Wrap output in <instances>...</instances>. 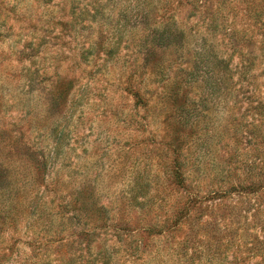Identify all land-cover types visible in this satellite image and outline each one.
Segmentation results:
<instances>
[{
  "label": "rangeland",
  "instance_id": "374dc122",
  "mask_svg": "<svg viewBox=\"0 0 264 264\" xmlns=\"http://www.w3.org/2000/svg\"><path fill=\"white\" fill-rule=\"evenodd\" d=\"M200 1L0 0V264H264V0Z\"/></svg>",
  "mask_w": 264,
  "mask_h": 264
},
{
  "label": "trees",
  "instance_id": "16d2710c",
  "mask_svg": "<svg viewBox=\"0 0 264 264\" xmlns=\"http://www.w3.org/2000/svg\"><path fill=\"white\" fill-rule=\"evenodd\" d=\"M169 1V0H168ZM188 1V3H191V4H193V10H198V11H202V9H203V7H205V5H206V3H207V1L206 2H202V1H200V0H187ZM166 2V1H165ZM179 2H180V0H179ZM167 3V2H166ZM168 4V3H167ZM263 11V9H261L260 10V12H262ZM168 12V9L165 11V13H167ZM146 15V17H145V20H148L147 19V15H148V13H146L145 14ZM173 17H174V15H171V16H169L168 18H167V21H170V20H172L173 19ZM207 19H209L208 17H206ZM211 20L212 21H214L212 24H211V26L210 27H214V28H216L217 26H218V24L216 23V20H217V18L215 17V14L213 13V15L211 16ZM167 38V37H166ZM180 174H181V171H180Z\"/></svg>",
  "mask_w": 264,
  "mask_h": 264
}]
</instances>
